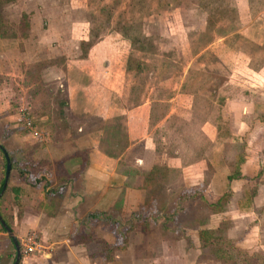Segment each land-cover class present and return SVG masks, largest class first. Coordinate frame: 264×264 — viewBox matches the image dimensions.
<instances>
[{"label":"crops","instance_id":"1","mask_svg":"<svg viewBox=\"0 0 264 264\" xmlns=\"http://www.w3.org/2000/svg\"><path fill=\"white\" fill-rule=\"evenodd\" d=\"M236 12L235 33L242 35L244 30L240 29H249L254 23L244 26L245 12ZM260 17L264 21V15ZM215 29L219 33L214 32V37L209 35L207 40H211L203 46V51L216 52L208 61V65L212 66L214 61L217 66L212 72L203 73L195 66L197 55L193 50L198 51L205 38L191 40L189 35L180 72L179 66L173 65L179 61L171 53L166 55L172 60L169 62L167 58L165 61L156 58L157 55L142 57L145 45L134 49L140 56L134 64L129 60L132 42L124 37L118 44L109 39L92 44L86 57L67 61L60 70L63 75L54 76L51 81L48 77L42 79L41 69L38 75L43 83L61 81L58 87L64 94V116L72 113L84 119H96L100 126L87 127L86 121L81 127L68 124L59 132H63L59 147L55 141L44 138L43 147L54 152L41 158L47 172L41 169L19 174L13 163L20 157L13 158L4 191L6 162L0 150V218L21 250V243L29 234H34L42 247L41 254H21L17 264H221L203 253L198 235L200 230L220 227L224 230L222 236L232 240L236 247L249 255L259 252L264 256V159L259 155L264 142L254 144L259 146L254 155L247 150L246 154L233 153L230 162V151H226L233 146H248L251 131L262 126L253 120L264 113H257L260 107L241 100L224 104L213 101L216 97L209 89L217 88L218 92L224 89L223 80L224 83L231 80L225 76L226 71L216 72L225 70L226 61L221 53L226 52L233 40L223 36L224 28ZM255 38L257 35L252 37ZM261 39L259 42H264V36ZM4 41L0 31V75L16 76L19 70L3 61L8 58L4 55ZM120 45L123 50L117 49ZM117 52L122 53L118 59ZM10 57L13 59L14 55ZM151 62L159 70L150 81L143 70ZM5 63L9 67L2 69ZM250 63L242 68H248L250 75H258ZM32 65L36 69V61ZM167 68L172 72L166 75ZM260 78V88L264 91V78ZM248 85L250 93H258L253 88L257 86ZM260 95L264 97V93ZM4 96L0 88V129L3 125L14 126V115L4 117L7 109ZM36 97L29 95L33 113L39 114ZM202 105L205 113L201 112ZM83 129L88 132L87 139L80 135ZM103 143H107L108 150L100 148ZM0 145L6 146L2 142ZM31 161L36 166L38 160L34 156ZM235 171L238 175L229 179ZM208 173L203 186L201 183ZM149 178L155 181L157 199H151L153 188ZM182 178L192 181L186 186H174ZM230 193L237 199L244 198L234 202L235 205L224 202ZM184 199L203 202L207 209L220 212L200 219V228L193 234L179 236L169 231L166 234L165 230L172 226L168 219ZM165 205L168 206L163 214L159 208ZM227 210L236 211V218L232 215L235 222L227 218ZM243 212L250 219L249 230L230 234L228 230L234 223L239 226ZM150 215H155L153 221L163 232L143 230L142 225L151 224L147 219ZM134 226L138 229L132 230ZM15 258L14 242L0 223V264H14Z\"/></svg>","mask_w":264,"mask_h":264},{"label":"rangeland","instance_id":"2","mask_svg":"<svg viewBox=\"0 0 264 264\" xmlns=\"http://www.w3.org/2000/svg\"><path fill=\"white\" fill-rule=\"evenodd\" d=\"M237 3L239 8H236ZM242 9H246V11ZM237 10L239 13L245 12L242 16L244 26L247 27L250 23H254L250 25L253 26L252 29H240L244 30L242 35L235 33L237 29L234 27V22L237 18ZM263 15L264 0H0V31L3 32L5 40L6 53L4 55L8 56L3 61L10 62L11 66L19 70V74L16 76L0 75V88L5 93L4 100L7 106L4 117L14 115L13 128L3 125V128L0 129V142L6 145L4 148L10 158L11 169L14 165V170L22 175L41 169L46 171L47 165L41 158L54 152H51L50 148L46 150V146L43 147L45 145L44 138L47 137V139L55 141L57 147L61 146L63 132L61 134L59 132L63 131L68 124L73 127L76 125L81 127L82 122L86 121L87 127L95 125L99 128L100 123L96 119H84V117L75 116L72 113L64 116L62 111L64 94L59 91L60 87H58L61 81L45 84L39 79L40 75L38 74L42 69V79L48 77L50 81L54 76L63 75L60 70L63 69L67 61H76L86 57L87 50L92 44L107 39L112 43L116 41V44L123 41L120 39L121 37L129 39L130 43L132 42L131 48H133L132 51L130 50L129 60L134 64L140 58L137 55V50H134L139 45H145L142 46L145 47L142 57L152 58L157 55L156 58L165 61L168 57L166 55L171 53L174 55L172 56L174 60L179 61L173 65L179 66L178 71L180 72L183 70L181 62L187 55L183 49L189 42L187 36L189 35L191 40H195V38L199 40V37L203 40L205 38V41L197 47L198 51L193 50V53L197 55L195 66L201 72L206 73L217 68L213 60L212 66L208 65L210 56L214 58L216 52L203 51V46L211 40H207L209 35L214 37V32L219 31H216L215 28L222 27L225 30L223 36L231 37L233 40L231 46L225 48L226 52L221 53L226 61L225 70L216 73L224 74L226 71L225 76L231 77V80H228V83H224L223 80L221 86L223 85L224 89L220 88L218 92H216L217 88L209 89V91L213 90V96L216 97L213 101H222L224 104L229 101L239 102L241 100L245 104L252 103L254 107H260L257 113H264V97L260 95L264 93L260 88V86L262 87L260 76L264 78V42H259L264 36V21L261 20V17L259 18ZM259 33L263 34L259 35ZM256 35L257 38L252 39ZM170 46L177 50L173 51L174 49ZM119 48L123 50L122 45L117 47V49ZM11 55H14L13 59H11ZM101 55L105 56L103 53ZM120 56L122 53L117 52V59ZM167 60L168 62L172 61L170 57ZM35 61L36 69L33 65L30 67ZM247 63H250V68L254 69V73L258 75H250L252 72L247 71L248 68H242ZM153 65L154 63L151 62L143 70L150 81L151 76L156 75L159 70ZM6 67H9V64L5 63L2 69ZM259 67H263L262 70H258ZM28 68L32 71L30 74ZM34 72L36 75L33 74ZM164 72L167 75L172 71L167 68ZM173 72L175 73L176 70ZM237 75L240 78H237ZM35 81H41V83H35ZM248 84L259 86V88L253 87L255 91L258 90V93H250L247 88ZM32 94L37 96L35 101L39 114H34L32 111L33 104L29 98V95ZM203 105L201 112L205 113L204 109L206 110V108ZM27 122H30L32 126H27ZM245 122L249 123V119H246ZM253 122L262 124L258 129L251 131L252 135L248 140L249 144L251 142L254 145L261 141L264 142V115H259ZM80 135L82 138H86L88 132L83 129ZM106 144L103 143L100 148L108 150ZM253 145L248 147L245 144L238 148L231 145L233 147L226 148V151H230L228 162L232 160L235 152L244 151L246 154L247 150L250 155H254L252 153H255L254 150H257L259 146ZM117 149L121 150L123 147ZM72 150L73 148L67 151ZM68 152L67 154H69ZM259 155L264 159V146L260 149ZM17 156L20 159L12 165L11 160L16 159ZM33 156L38 160L36 166L31 161ZM216 167L219 168V165ZM208 176L209 173L201 185H206ZM191 181L192 178H182L174 186H186ZM148 182H152L151 199H157L155 181L149 178ZM227 196L224 197V202L229 204L244 198L239 196L237 199L231 193ZM167 206L165 205L163 209L160 207V211H166ZM177 206L178 209L173 213L174 216L168 219L172 226L165 230L166 234L168 231V233L174 232L179 236L193 234L192 232L200 228L198 226L201 222L200 219H203L205 215L220 212L215 209H207L203 202L199 203L196 200L188 202L184 199ZM235 213L236 211L230 210L225 215H228L227 218H232V215L236 218ZM246 213H242L243 218H240L239 226L232 223V228L228 230L230 234L236 230L239 232L249 230L250 219ZM154 217L155 215H150L147 218L151 224L148 227L142 225L143 230L146 228L149 233L153 231L159 233L161 228L157 226L156 221H153ZM162 217L165 218V215ZM235 221L236 219H234ZM131 229L138 228L134 226ZM117 230L119 229L117 228ZM161 232L163 231L161 230Z\"/></svg>","mask_w":264,"mask_h":264},{"label":"trees","instance_id":"3","mask_svg":"<svg viewBox=\"0 0 264 264\" xmlns=\"http://www.w3.org/2000/svg\"><path fill=\"white\" fill-rule=\"evenodd\" d=\"M237 175L235 171L229 179ZM223 231L222 227L218 230L199 231L200 247L203 253L210 255L214 261L221 264H264V256L261 253L255 252L249 255L246 251L236 247L232 240H226L222 236Z\"/></svg>","mask_w":264,"mask_h":264},{"label":"water","instance_id":"4","mask_svg":"<svg viewBox=\"0 0 264 264\" xmlns=\"http://www.w3.org/2000/svg\"><path fill=\"white\" fill-rule=\"evenodd\" d=\"M0 150L3 153V156L5 158V162H6L5 175H4V184H3V188H2V191H4L5 186L7 184L8 177H9V173H10V170H11V162H10V158L8 157L5 149L1 145H0ZM0 223H1L2 227L4 228V230L12 238V240L14 242L15 251H16V258H15L14 264H17L19 262V260H20V257H21L20 245L18 244L17 240L14 238L12 231L5 225L4 221L1 218H0Z\"/></svg>","mask_w":264,"mask_h":264},{"label":"built area","instance_id":"5","mask_svg":"<svg viewBox=\"0 0 264 264\" xmlns=\"http://www.w3.org/2000/svg\"><path fill=\"white\" fill-rule=\"evenodd\" d=\"M27 126L31 127L32 124L27 122ZM21 254L23 256H28L32 254H41L42 247L41 244L37 241L36 236L34 234H29L24 237L22 243Z\"/></svg>","mask_w":264,"mask_h":264}]
</instances>
